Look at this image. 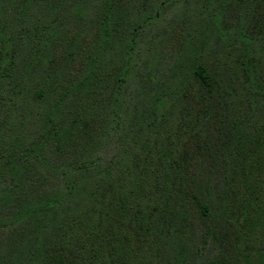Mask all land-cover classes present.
I'll return each mask as SVG.
<instances>
[{
    "label": "trees",
    "instance_id": "1",
    "mask_svg": "<svg viewBox=\"0 0 264 264\" xmlns=\"http://www.w3.org/2000/svg\"><path fill=\"white\" fill-rule=\"evenodd\" d=\"M0 264H264V0H0Z\"/></svg>",
    "mask_w": 264,
    "mask_h": 264
}]
</instances>
